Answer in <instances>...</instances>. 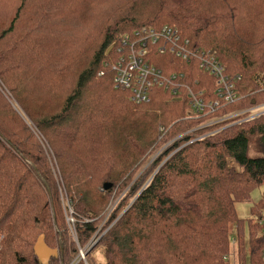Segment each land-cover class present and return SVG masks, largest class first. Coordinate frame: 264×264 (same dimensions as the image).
Instances as JSON below:
<instances>
[{"label": "trees", "instance_id": "obj_1", "mask_svg": "<svg viewBox=\"0 0 264 264\" xmlns=\"http://www.w3.org/2000/svg\"><path fill=\"white\" fill-rule=\"evenodd\" d=\"M164 26L217 58L236 102L187 118V95L154 87L135 104L114 87L108 47ZM170 59L155 64L190 70L186 83L217 98L212 77ZM259 103L264 0H0V264H43L40 236L57 251L46 264L92 239L87 264H230L233 244L236 264H264V113L238 114ZM178 135L143 185L141 165ZM252 137L262 156H249Z\"/></svg>", "mask_w": 264, "mask_h": 264}, {"label": "built area", "instance_id": "obj_2", "mask_svg": "<svg viewBox=\"0 0 264 264\" xmlns=\"http://www.w3.org/2000/svg\"><path fill=\"white\" fill-rule=\"evenodd\" d=\"M111 49L112 51L115 49L117 54L116 59L111 63V69L115 74L114 87L128 91L131 101L135 104L150 101L152 88L160 87L169 93L171 100L181 99L183 94L187 95L189 108L186 117L198 118L218 110L223 104L234 103L238 100L235 83L227 76L224 66L214 55L189 47V41L183 38L176 28L170 26L160 29L142 27L132 34L121 37L118 42L111 45ZM162 55L173 58L170 59V64L168 63L170 66L171 64L176 65L175 60H178L212 77L216 86L217 98L207 101L203 98L204 89L196 90L186 83L191 75L190 70H183L180 67L164 72L155 64V58ZM243 113L249 115L246 119L261 115L264 113V103L254 104L238 114ZM209 123L212 121H207L206 125ZM160 130L163 129L160 128ZM181 136L173 138L166 143L164 148ZM260 223H264V216ZM95 242L96 240L92 239L84 248H79L78 254L69 264H87L86 254ZM262 259L264 260V250Z\"/></svg>", "mask_w": 264, "mask_h": 264}, {"label": "rangeland", "instance_id": "obj_3", "mask_svg": "<svg viewBox=\"0 0 264 264\" xmlns=\"http://www.w3.org/2000/svg\"><path fill=\"white\" fill-rule=\"evenodd\" d=\"M186 113H187V111H186ZM160 128L163 129V130H160L163 133L165 131V128L164 127H160ZM160 136L162 137L163 134L160 135ZM160 136H159V139L161 138ZM254 140H255V137L254 138L252 137L251 138V141L252 142H251V144L249 146L248 154H249L250 157L262 156L263 153H261L257 149V147L254 145V142H253ZM165 145L166 144H164L162 147H159L153 153V155L151 154L150 156L147 157V160L144 162V164L141 165V167L139 168V170L137 172L138 176H140L142 174H145L144 175V178H143V179H145L146 177H148V176L151 175L150 171L146 170V168L149 167V165L152 162V160L160 153V151L165 147ZM161 164L159 165V167L161 166ZM148 178L146 179V181L144 182L143 185H145L150 180L151 177L149 179ZM260 190L261 189H257L255 191H253L252 194H251V196L249 197V200L248 201L236 205L237 213H238V215L241 218H247L249 216V207H250V205L253 202L257 201V199L259 198V196H260ZM114 205H115V203L112 204L111 207H109V212L113 209ZM68 210H70V209H68ZM263 216H264V212H263ZM66 222L69 225V227L71 228V232L73 233V229H72L73 218L70 215L69 216H66ZM244 234L246 236V228H245ZM235 236H236V231L231 234V237H235ZM228 257H229V260H230V264H236V262H235V245L234 244L231 245V249H230V253H229V256Z\"/></svg>", "mask_w": 264, "mask_h": 264}, {"label": "water", "instance_id": "obj_4", "mask_svg": "<svg viewBox=\"0 0 264 264\" xmlns=\"http://www.w3.org/2000/svg\"><path fill=\"white\" fill-rule=\"evenodd\" d=\"M111 50V47H108L105 54L107 55ZM110 187V184L107 183L104 185V189H108ZM34 253L39 261H41L43 264L47 263V260L51 255H55L57 253L56 250L48 249L43 242V236H40L35 245H34Z\"/></svg>", "mask_w": 264, "mask_h": 264}]
</instances>
